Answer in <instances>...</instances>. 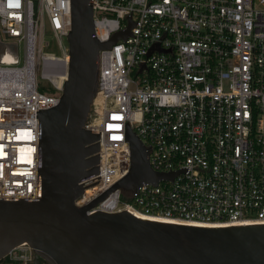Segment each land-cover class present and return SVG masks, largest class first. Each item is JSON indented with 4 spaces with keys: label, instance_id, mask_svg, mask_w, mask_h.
<instances>
[{
    "label": "built area",
    "instance_id": "2783aa9c",
    "mask_svg": "<svg viewBox=\"0 0 264 264\" xmlns=\"http://www.w3.org/2000/svg\"><path fill=\"white\" fill-rule=\"evenodd\" d=\"M93 10V39L108 42L132 28L100 51L84 126L100 135L99 175L84 181L76 206L128 175V123L152 147L154 171L189 172L137 194L115 190L91 214L133 210L187 226L264 225V0H94ZM0 25L11 40L0 34L8 44L0 57V199L40 200L39 115L59 104L70 66L69 48L64 57L44 52L45 29L62 48L72 2L0 0ZM6 259L0 264H35V251L24 243Z\"/></svg>",
    "mask_w": 264,
    "mask_h": 264
},
{
    "label": "water",
    "instance_id": "95a60500",
    "mask_svg": "<svg viewBox=\"0 0 264 264\" xmlns=\"http://www.w3.org/2000/svg\"><path fill=\"white\" fill-rule=\"evenodd\" d=\"M93 1L71 0L68 80L59 104L39 115L43 196L0 199V262L26 243L35 251V264L40 259L49 264H264V225L210 228L146 220L129 210L90 213L115 190L137 194L141 186L174 184L189 172L154 171L152 147L128 123V175L90 204L76 206L89 187L84 181L99 175L100 135L84 126L99 86L100 51L127 39L132 28L108 42L93 39Z\"/></svg>",
    "mask_w": 264,
    "mask_h": 264
},
{
    "label": "rangeland",
    "instance_id": "374dc122",
    "mask_svg": "<svg viewBox=\"0 0 264 264\" xmlns=\"http://www.w3.org/2000/svg\"><path fill=\"white\" fill-rule=\"evenodd\" d=\"M45 36H44V43H50L49 47H45L44 48V52L46 53H52L57 57H64L65 54V49L69 48V44H68V40L65 38L63 40V47H59V45L57 44V42L55 41V39L51 36L50 31H49V25H46V29H45ZM0 34H1V41L3 43H10L11 40H9L3 33H2V28L0 25ZM20 58L21 61L23 60V46H20ZM40 81H42L40 79ZM41 83H45L47 84V81H42ZM61 95V94H60ZM130 194L126 193L125 194V198L126 200H129Z\"/></svg>",
    "mask_w": 264,
    "mask_h": 264
},
{
    "label": "bare ground",
    "instance_id": "6f19581e",
    "mask_svg": "<svg viewBox=\"0 0 264 264\" xmlns=\"http://www.w3.org/2000/svg\"><path fill=\"white\" fill-rule=\"evenodd\" d=\"M132 213H134V214H136L138 217H140V218H145V219H151L150 217H147V216H145V215H143V214H141V213H138V212H136V211H133V210H130ZM154 220V219H153ZM160 221H164V220H160ZM165 222V221H164Z\"/></svg>",
    "mask_w": 264,
    "mask_h": 264
},
{
    "label": "crops",
    "instance_id": "0c3cea01",
    "mask_svg": "<svg viewBox=\"0 0 264 264\" xmlns=\"http://www.w3.org/2000/svg\"><path fill=\"white\" fill-rule=\"evenodd\" d=\"M8 46V44H0V57H1V55L3 54V52H4V49L6 48Z\"/></svg>",
    "mask_w": 264,
    "mask_h": 264
},
{
    "label": "flooded vegetation",
    "instance_id": "af4514ba",
    "mask_svg": "<svg viewBox=\"0 0 264 264\" xmlns=\"http://www.w3.org/2000/svg\"><path fill=\"white\" fill-rule=\"evenodd\" d=\"M39 264H49L48 262H46L45 260H43V259H40L39 260Z\"/></svg>",
    "mask_w": 264,
    "mask_h": 264
},
{
    "label": "trees",
    "instance_id": "16d2710c",
    "mask_svg": "<svg viewBox=\"0 0 264 264\" xmlns=\"http://www.w3.org/2000/svg\"><path fill=\"white\" fill-rule=\"evenodd\" d=\"M126 198L124 197V200H125ZM3 262H7V259L6 260H3Z\"/></svg>",
    "mask_w": 264,
    "mask_h": 264
}]
</instances>
